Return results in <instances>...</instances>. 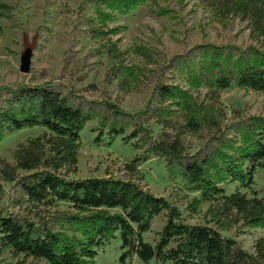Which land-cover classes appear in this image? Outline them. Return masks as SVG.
Listing matches in <instances>:
<instances>
[{
  "label": "rangeland",
  "instance_id": "1",
  "mask_svg": "<svg viewBox=\"0 0 264 264\" xmlns=\"http://www.w3.org/2000/svg\"><path fill=\"white\" fill-rule=\"evenodd\" d=\"M5 1L15 8V20L12 25L2 22L0 92L2 88L50 83L89 101L118 104L126 113L135 115L145 110L161 78L179 89V97L165 106L166 123L152 119L146 125L155 139L162 133L179 137L192 155L208 146L217 135V127L233 139L242 120L264 118V93L241 89L236 84L240 52L254 48L264 53V0H141L127 13L120 11L115 0ZM98 10L109 15L104 25L97 19ZM92 28L109 33H93ZM109 42L119 52L115 53L118 60L110 55L106 47ZM27 43L35 47L29 72L23 73L22 54ZM210 45L231 51L222 58L221 71L209 65V55L193 61L200 77L197 83H192L179 65L171 67L172 60L186 61V57L201 51L199 47ZM143 52L150 59L143 57ZM119 64L131 76L127 85L114 75L113 68ZM220 76L232 78L230 88H217L215 79ZM98 123L97 119L90 121L81 133L77 171L69 173V178L129 179L126 166L142 158L144 148L137 139L126 143L125 135L103 136L96 144ZM45 132L43 128L5 132L0 138V163L15 166L18 147ZM224 151L235 152L229 147ZM18 174L24 172L18 170ZM136 180L177 207L186 223L218 229L250 254H254L257 240L264 237V228L245 224L236 211L220 214L221 204L203 201L201 193L182 176L170 172L163 159L149 157L140 161ZM220 186L227 196L240 193L264 199V171L257 173L250 189L228 181ZM0 212L30 222H49L56 232L66 231L63 219L67 214H77L66 203L39 209L29 205L16 185L6 182L1 174ZM165 223L164 215L157 217L144 240L155 245ZM122 252L116 238L98 251L93 264H121ZM0 264L46 263L6 252L0 255ZM126 264L144 263L133 257Z\"/></svg>",
  "mask_w": 264,
  "mask_h": 264
},
{
  "label": "trees",
  "instance_id": "2",
  "mask_svg": "<svg viewBox=\"0 0 264 264\" xmlns=\"http://www.w3.org/2000/svg\"><path fill=\"white\" fill-rule=\"evenodd\" d=\"M140 3L141 0L114 1L126 13ZM14 15L15 8L0 0V35L4 31L2 22L12 25ZM96 15L103 25L109 16L100 10ZM91 31L100 35L109 33L96 28ZM106 47L112 58L118 60L115 45L109 42ZM198 49L201 51L186 57V61L183 58L171 61V67L179 65L180 71L190 75L192 83L200 80L193 61L201 55H209V65L221 71L222 58L231 54L227 48L213 45ZM142 55L150 59V55L144 52ZM238 63L237 87L264 93V53L254 48L241 51ZM113 71L116 79L129 83L131 76L125 74L120 64ZM231 82L232 78L222 76L215 79L221 90L230 88ZM178 97L179 89L160 78L145 110L131 115L118 104L89 101L50 83L2 88L0 138L5 132L24 129L43 128L46 132L18 147L14 153L15 166L2 161L1 177L14 183L25 202L35 208L66 203L77 214H67L63 219L66 231L56 232L49 222H30L0 212V255L8 252L46 264H93L98 251L119 238L123 251L121 264L133 257L144 264L152 261L157 264H264V237L257 240L255 252L250 254L218 229L186 223L177 207L155 196L136 180L140 161H147L149 157L163 159L170 172L182 176L201 193L203 201L221 204L220 214L236 211L245 224L264 228V199L247 198L240 193L227 196L220 186L228 181L250 189L257 173L264 171V118L242 120L233 139L217 127V135L208 146L192 155L179 137L162 133L155 139L146 125L152 119L166 123L165 106ZM94 119L99 121L96 144L103 136L125 135L126 143L137 139L144 148V156L126 166L129 179L69 178V173L77 171L81 133ZM227 147L235 152L226 153ZM18 170L24 175L18 174ZM161 215L165 216L166 223L158 233V241L151 245L144 240V235Z\"/></svg>",
  "mask_w": 264,
  "mask_h": 264
},
{
  "label": "water",
  "instance_id": "3",
  "mask_svg": "<svg viewBox=\"0 0 264 264\" xmlns=\"http://www.w3.org/2000/svg\"><path fill=\"white\" fill-rule=\"evenodd\" d=\"M34 44H26L25 45V50L22 54V66H21V71L23 73H28L30 69V62L31 58L33 56V50H34Z\"/></svg>",
  "mask_w": 264,
  "mask_h": 264
}]
</instances>
